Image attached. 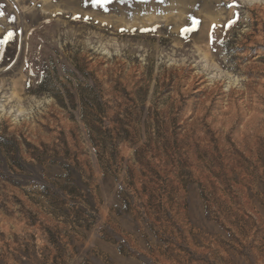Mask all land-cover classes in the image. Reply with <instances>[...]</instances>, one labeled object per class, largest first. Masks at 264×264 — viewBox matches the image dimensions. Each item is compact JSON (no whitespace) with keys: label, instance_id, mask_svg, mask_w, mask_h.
I'll use <instances>...</instances> for the list:
<instances>
[{"label":"rangeland","instance_id":"obj_1","mask_svg":"<svg viewBox=\"0 0 264 264\" xmlns=\"http://www.w3.org/2000/svg\"><path fill=\"white\" fill-rule=\"evenodd\" d=\"M106 9L0 0V264H264V0Z\"/></svg>","mask_w":264,"mask_h":264},{"label":"snow or ice","instance_id":"obj_2","mask_svg":"<svg viewBox=\"0 0 264 264\" xmlns=\"http://www.w3.org/2000/svg\"><path fill=\"white\" fill-rule=\"evenodd\" d=\"M110 2H112V0H92L93 6H98L104 8L105 10H107L106 5ZM8 38H11V34H9Z\"/></svg>","mask_w":264,"mask_h":264},{"label":"bare ground","instance_id":"obj_3","mask_svg":"<svg viewBox=\"0 0 264 264\" xmlns=\"http://www.w3.org/2000/svg\"><path fill=\"white\" fill-rule=\"evenodd\" d=\"M206 81V80H205Z\"/></svg>","mask_w":264,"mask_h":264}]
</instances>
